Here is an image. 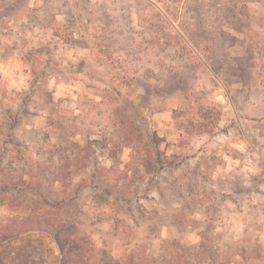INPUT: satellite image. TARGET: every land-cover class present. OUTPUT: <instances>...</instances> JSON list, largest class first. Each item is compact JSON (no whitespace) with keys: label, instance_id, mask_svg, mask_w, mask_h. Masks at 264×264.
Wrapping results in <instances>:
<instances>
[{"label":"rangeland","instance_id":"obj_1","mask_svg":"<svg viewBox=\"0 0 264 264\" xmlns=\"http://www.w3.org/2000/svg\"><path fill=\"white\" fill-rule=\"evenodd\" d=\"M40 213L87 264H264V0H0V231Z\"/></svg>","mask_w":264,"mask_h":264},{"label":"trees","instance_id":"obj_2","mask_svg":"<svg viewBox=\"0 0 264 264\" xmlns=\"http://www.w3.org/2000/svg\"><path fill=\"white\" fill-rule=\"evenodd\" d=\"M71 226L70 223L55 221L40 213L36 216L35 222L30 223L25 219L10 223L0 231V244L33 229L47 231L55 238L60 250L59 255L54 258L51 256L53 264H87L90 261V256L85 254V248H87V243H84L85 238H72L76 230H71ZM67 245L70 247L67 248ZM29 261L32 264L31 260Z\"/></svg>","mask_w":264,"mask_h":264}]
</instances>
